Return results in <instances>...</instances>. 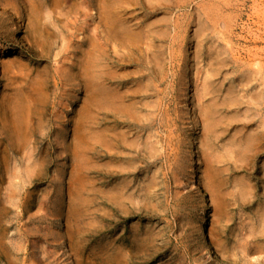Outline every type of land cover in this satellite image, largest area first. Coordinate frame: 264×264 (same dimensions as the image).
I'll list each match as a JSON object with an SVG mask.
<instances>
[{
	"label": "rangeland",
	"instance_id": "1",
	"mask_svg": "<svg viewBox=\"0 0 264 264\" xmlns=\"http://www.w3.org/2000/svg\"><path fill=\"white\" fill-rule=\"evenodd\" d=\"M0 264H264V0H0Z\"/></svg>",
	"mask_w": 264,
	"mask_h": 264
},
{
	"label": "bare ground",
	"instance_id": "2",
	"mask_svg": "<svg viewBox=\"0 0 264 264\" xmlns=\"http://www.w3.org/2000/svg\"><path fill=\"white\" fill-rule=\"evenodd\" d=\"M121 9V8H120ZM119 14V13H118ZM38 16V15H37ZM103 16V15H102ZM108 21H110V20H108ZM102 26H99V38L101 39V33H103V32H105L106 33V28H104L103 27V30H100V28H101ZM132 28V27H131ZM108 30V29H107ZM119 30H124L122 33H121V35H120V31ZM128 30H129V25L128 26H125V25H122V26H120L119 25V28H116L113 24H112V28H110L109 29V33H110V40L112 39H117V38H119V39H123V42L124 43H127L128 45H129V47L131 46H137V39L135 40L134 38H138L139 39V37H140V35L141 34H135V37L132 39L134 42H132L131 40H130V38L127 36V37H125L126 35H127V32H128ZM150 32V31H149ZM107 34V33H106ZM147 34H149V33H147ZM151 35V34H150ZM131 37V36H130ZM148 37V36H147ZM150 37V36H149ZM99 38H97V40H98V45H97V47H98V50L101 52V51H103V49H102V47H101V45H99V42H100V40H99ZM104 39V38H103ZM106 39L107 40H109V38L108 37H106ZM151 41V40H150ZM97 42V41H96ZM147 43H149V42H147ZM97 44V43H96ZM95 44V45H96ZM120 45V44H119ZM138 45H139V43H138ZM141 45V44H140ZM150 45V44H149ZM111 46V45H110ZM142 46V45H141ZM94 47V46H93ZM113 48V47H112ZM11 48H8V51L10 50ZM114 49V48H113ZM150 49V48H149ZM125 50V49H124ZM138 50H139V47H138ZM152 50V49H151ZM111 52V51H110ZM114 53V52H113ZM89 57V56H88ZM103 60V59H102ZM101 59H99L97 62H96V65H97V69H98V76H97V85H96V93H97V98H98V102H99V106H98V108H100V107H102V104H107V103H109V102H112V99H113V101H115L114 100V98H115V96L113 95V92L111 91L113 88H114V86H110V85H112V84H114V82L116 81L117 83L118 82H120V81H118V79H117V77H115L114 75H112V74H107V76H105V75H103V66H102V61ZM105 60V59H104ZM109 62V61H108ZM108 64V63H107ZM139 65V64H138ZM112 66V65H111ZM155 74H157V73H155ZM116 75V74H115ZM152 75V74H151ZM163 76V75H162ZM161 77V76H160ZM62 78V77H61ZM120 78V77H119ZM211 79V78H210ZM74 80V79H73ZM153 80V79H152ZM122 82V81H121ZM154 82V81H153ZM122 84H124V83H122ZM134 84V83H133ZM154 84V83H153ZM108 85V86H107ZM208 86H209V84H207ZM110 86V87H109ZM207 86V87H208ZM109 87V88H108ZM134 87V86H133ZM152 87V86H151ZM211 87V86H210ZM139 88V87H138ZM212 88V87H211ZM210 89V88H209ZM209 91V90H208ZM114 92H117V90H116V86H115V88H114ZM211 92V91H210ZM125 93V92H124ZM132 94V93H131ZM206 94H208V92L206 91ZM210 94V93H209ZM209 94H208V96H209ZM27 95V94H26ZM126 95V94H125ZM130 96V95H129ZM134 97V96H133ZM158 97V96H157ZM27 98V97H26ZM134 98H136V97H134ZM155 98V97H154ZM28 99V98H27ZM137 99V98H136ZM153 99V98H152ZM151 99V100H152ZM230 99V98H229ZM138 100V99H137ZM159 101V100H158ZM153 102H155V101H153ZM114 103V102H113ZM141 103V102H140ZM214 103V102H213ZM212 103V104H213ZM18 104V103H17ZM154 104V103H153ZM161 104V103H160ZM28 105V104H27ZM140 105H143L142 103L140 104ZM214 105V104H213ZM106 106V105H105ZM138 106V105H137ZM155 106V105H154ZM218 106V105H217ZM16 107V106H15ZM120 107L121 108H123V109H125V110H122L123 111V113H124V115L125 116H127V118H129V119H127V121H124V124L125 125H127L128 124V126H129V124H131L130 123V121H132V118H135L136 117V113L134 112V110H133V105L132 104H126V105H124V103H121L120 104ZM150 107V106H149ZM159 107L160 106H158V109H159ZM213 107H215V106H213ZM116 108V107H115ZM157 109V110H158ZM13 110V109H12ZM154 110V109H153ZM27 111V110H26ZM97 111V110H96ZM215 111V110H214ZM98 112H100V111H98ZM103 112V111H102ZM105 112V111H104ZM161 112V111H160ZM144 114V113H143ZM216 114V113H215ZM142 115V114H141ZM140 115V116H141ZM213 115V114H212ZM159 116V115H158ZM12 117V116H11ZM15 118V117H14ZM14 118H12V119H14ZM156 118V117H155ZM158 118V117H157ZM104 119V118H103ZM215 119H216V117L215 116H212L211 117V120H210V125L212 126V128H213V123H214V121H215ZM217 119H218V117H217ZM154 120V119H153ZM219 121V120H218ZM16 122H18V120L17 119H15L14 121H13V123H15L16 124ZM120 122V121H119ZM220 122V121H219ZM141 123V122H140ZM215 123H217V121H215ZM133 126V125H132ZM27 127V126H26ZM160 127H162V126H160ZM210 129V128H209ZM157 130V129H156ZM212 130V129H211ZM18 131V130H17ZM144 131V130H143ZM153 132V131H152ZM143 133V132H142ZM153 134H154V132H153ZM156 134H158V132L156 133ZM141 135V134H140ZM139 135V136H140ZM148 135H150V134H148ZM151 137H154L155 138V135L153 136H151ZM150 137V139H152ZM149 138V137H148ZM159 138V137H158ZM132 139V138H131ZM134 139V138H133ZM98 140V139H97ZM147 141V140H146ZM155 141V143H157L156 141L157 140H154ZM145 142V141H144ZM160 142V141H159ZM158 142V143H159ZM127 143H130V141L129 142H127ZM149 143V145L151 144L150 142H148ZM137 144H138V142H137ZM136 144V145H137ZM145 144H147V143H145ZM153 144V145H152ZM151 145L152 146H156L154 143H152ZM135 145V144H134ZM148 145V146H149ZM159 145V144H158ZM133 148V147H132ZM153 148V147H152ZM151 148V149H152ZM157 149V148H156ZM129 153H131V152H129ZM155 156V155H154ZM149 162V161H148ZM200 189V188H199ZM204 231V229H202V232ZM211 252H212V250H211ZM217 253V252H216ZM218 255V254H217ZM219 257H220V259H222V260H225V258H224V256H220L219 255Z\"/></svg>",
	"mask_w": 264,
	"mask_h": 264
}]
</instances>
